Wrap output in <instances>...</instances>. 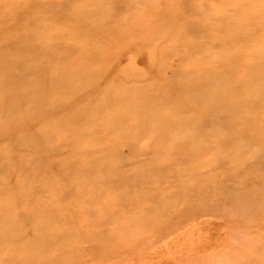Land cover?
Segmentation results:
<instances>
[{
  "label": "rangeland",
  "instance_id": "374dc122",
  "mask_svg": "<svg viewBox=\"0 0 264 264\" xmlns=\"http://www.w3.org/2000/svg\"><path fill=\"white\" fill-rule=\"evenodd\" d=\"M259 175L264 0H0V264H264Z\"/></svg>",
  "mask_w": 264,
  "mask_h": 264
},
{
  "label": "bare ground",
  "instance_id": "6f19581e",
  "mask_svg": "<svg viewBox=\"0 0 264 264\" xmlns=\"http://www.w3.org/2000/svg\"><path fill=\"white\" fill-rule=\"evenodd\" d=\"M255 163H257V164H261L262 163V161H260V160H256V161H254ZM256 178H257V180H256V182L255 183H253V184H255V185H260L262 182H261V180L264 178V175H259V176H256ZM245 203H246V205H251V201H247V200H245ZM243 213V212H242ZM254 214V213H253Z\"/></svg>",
  "mask_w": 264,
  "mask_h": 264
}]
</instances>
